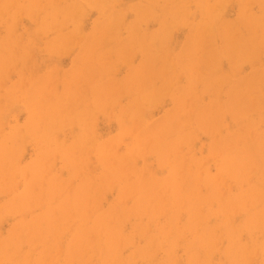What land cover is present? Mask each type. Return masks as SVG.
Returning <instances> with one entry per match:
<instances>
[{
  "label": "rangeland",
  "instance_id": "rangeland-1",
  "mask_svg": "<svg viewBox=\"0 0 264 264\" xmlns=\"http://www.w3.org/2000/svg\"><path fill=\"white\" fill-rule=\"evenodd\" d=\"M0 264H264V0H0Z\"/></svg>",
  "mask_w": 264,
  "mask_h": 264
},
{
  "label": "bare ground",
  "instance_id": "bare-ground-1",
  "mask_svg": "<svg viewBox=\"0 0 264 264\" xmlns=\"http://www.w3.org/2000/svg\"><path fill=\"white\" fill-rule=\"evenodd\" d=\"M37 117V116H36ZM38 119H40V116H39V118ZM262 250V249H261ZM244 252V251H243ZM237 253V252H236ZM237 255V254H236ZM243 255H244V253H243ZM240 256H241V254H240ZM245 258V257H244ZM241 259V258H240ZM240 259H239V261H240ZM241 262V261H240Z\"/></svg>",
  "mask_w": 264,
  "mask_h": 264
}]
</instances>
